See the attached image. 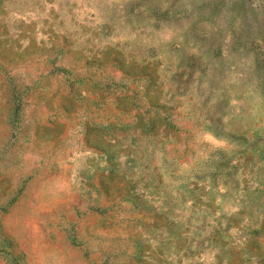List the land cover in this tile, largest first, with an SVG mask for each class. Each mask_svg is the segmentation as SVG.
<instances>
[{
  "label": "rangeland",
  "instance_id": "374dc122",
  "mask_svg": "<svg viewBox=\"0 0 264 264\" xmlns=\"http://www.w3.org/2000/svg\"><path fill=\"white\" fill-rule=\"evenodd\" d=\"M0 264H264V0H0Z\"/></svg>",
  "mask_w": 264,
  "mask_h": 264
}]
</instances>
